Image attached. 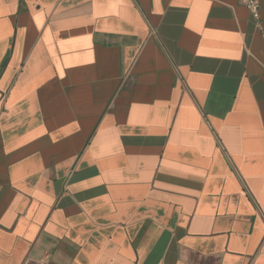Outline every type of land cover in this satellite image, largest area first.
I'll use <instances>...</instances> for the list:
<instances>
[{
  "label": "crops",
  "instance_id": "1",
  "mask_svg": "<svg viewBox=\"0 0 264 264\" xmlns=\"http://www.w3.org/2000/svg\"><path fill=\"white\" fill-rule=\"evenodd\" d=\"M0 0V264H264V0Z\"/></svg>",
  "mask_w": 264,
  "mask_h": 264
},
{
  "label": "built area",
  "instance_id": "2",
  "mask_svg": "<svg viewBox=\"0 0 264 264\" xmlns=\"http://www.w3.org/2000/svg\"><path fill=\"white\" fill-rule=\"evenodd\" d=\"M250 12L252 18L259 22L260 20V4L259 0H239Z\"/></svg>",
  "mask_w": 264,
  "mask_h": 264
}]
</instances>
